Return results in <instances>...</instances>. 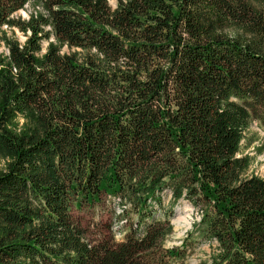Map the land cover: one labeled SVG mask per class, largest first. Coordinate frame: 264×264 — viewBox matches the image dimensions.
I'll return each mask as SVG.
<instances>
[{"label": "trees", "instance_id": "16d2710c", "mask_svg": "<svg viewBox=\"0 0 264 264\" xmlns=\"http://www.w3.org/2000/svg\"><path fill=\"white\" fill-rule=\"evenodd\" d=\"M30 1L0 0V264H184L203 240L210 264H264V177L240 155L264 125V0H35L16 17ZM102 197L120 240L71 212ZM183 197L202 217L168 248Z\"/></svg>", "mask_w": 264, "mask_h": 264}, {"label": "rangeland", "instance_id": "374dc122", "mask_svg": "<svg viewBox=\"0 0 264 264\" xmlns=\"http://www.w3.org/2000/svg\"><path fill=\"white\" fill-rule=\"evenodd\" d=\"M112 6H116L117 0H109ZM41 6L31 0L25 8L19 10L15 15L27 19L37 10H41ZM20 40H25L26 36L19 29H15ZM47 42H45L46 44ZM66 50L68 48H65ZM245 138L242 141L240 155H249L251 157V165L245 172V175L252 174L264 177V125L254 120L246 130ZM0 166L3 162L0 161ZM166 203L169 204L173 200L171 190L166 191ZM119 198L102 197L100 202L88 204L86 201L81 203L75 202L72 205L71 212L75 219L85 226L92 237H101L106 232H113L116 240H120L127 230V217H119L122 211L119 206ZM174 214L172 216L173 232L164 241V246L171 248L180 245L187 237L190 230H193L194 222L202 217L199 207H195L186 198L180 199L174 206ZM122 225V227H121ZM201 235L194 234L192 238L200 240ZM195 240V239H194ZM198 247L187 256L184 264H210V254L216 247L208 240L199 241Z\"/></svg>", "mask_w": 264, "mask_h": 264}]
</instances>
